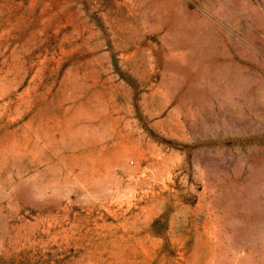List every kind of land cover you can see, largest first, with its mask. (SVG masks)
Segmentation results:
<instances>
[{
	"label": "rangeland",
	"instance_id": "obj_1",
	"mask_svg": "<svg viewBox=\"0 0 264 264\" xmlns=\"http://www.w3.org/2000/svg\"><path fill=\"white\" fill-rule=\"evenodd\" d=\"M0 264H264V0H0Z\"/></svg>",
	"mask_w": 264,
	"mask_h": 264
}]
</instances>
